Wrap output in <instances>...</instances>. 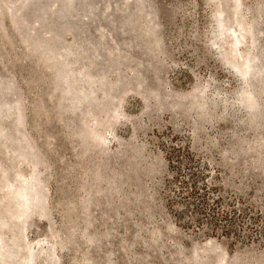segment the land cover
I'll use <instances>...</instances> for the list:
<instances>
[{
	"label": "rangeland",
	"instance_id": "374dc122",
	"mask_svg": "<svg viewBox=\"0 0 264 264\" xmlns=\"http://www.w3.org/2000/svg\"><path fill=\"white\" fill-rule=\"evenodd\" d=\"M0 264H264V0H0Z\"/></svg>",
	"mask_w": 264,
	"mask_h": 264
},
{
	"label": "trees",
	"instance_id": "16d2710c",
	"mask_svg": "<svg viewBox=\"0 0 264 264\" xmlns=\"http://www.w3.org/2000/svg\"><path fill=\"white\" fill-rule=\"evenodd\" d=\"M5 42V41H4ZM17 50V49H16ZM5 62H6V64H8V61H7V59L6 60H4ZM12 61V60H11ZM21 62V67L20 68H22V70L24 71V73H25V71H26V69H27V67H25V64H26V61L23 59L22 61H20ZM28 70V69H27ZM31 77H35L34 75H28V76H26V83L28 84V86L30 87V88H34L33 90H35V88H37V90L39 91V89H41V83H40V81H38L37 79H30ZM41 86V87H40ZM130 93H128V94H126V95H129ZM40 99L39 98H36L35 100H34V102H32V104H31V106L33 107L32 108V110H33V116L34 117H38L39 115H42V112H41V110H39L38 109V101H39ZM235 103L237 104V101H235ZM229 108V107H228ZM227 108V109H228ZM47 113V112H46ZM121 118V117H120ZM57 122V121H56ZM119 122H121V119H119ZM59 124V123H58ZM46 130L47 129V126H46V124L43 126V128H38V127H35V128H33V131H34V133L36 134V135H41V137H43V135H44V133H45V131H43V130ZM41 140H42V138H41ZM76 150H77V147L75 148ZM248 152V151H247ZM241 153H244V152H241ZM75 158H77V156L75 155ZM74 157H73V159H75ZM60 161V160H59ZM58 161V162H59ZM73 171H74V167H72V166H70V167H68V169L65 171V173L66 174H68V176H72V173H73ZM74 181V180H73ZM63 202H66V208H68L66 211H65V214H67L68 212H70V210H71V208H72V206H71V204H69V200H62ZM68 203V204H67ZM59 206H61L62 205V202H59V204H58ZM63 215V214H62ZM64 217L65 216H62V219L64 220ZM65 225H68V222H66L65 223ZM68 237L69 238H72L73 237V234H72V228H68ZM69 246H70V243H67L66 245H64V249H68L69 248Z\"/></svg>",
	"mask_w": 264,
	"mask_h": 264
}]
</instances>
